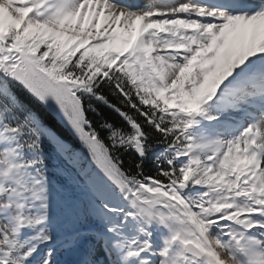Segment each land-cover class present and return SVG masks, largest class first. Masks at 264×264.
Here are the masks:
<instances>
[{"label": "snow or ice", "instance_id": "obj_1", "mask_svg": "<svg viewBox=\"0 0 264 264\" xmlns=\"http://www.w3.org/2000/svg\"><path fill=\"white\" fill-rule=\"evenodd\" d=\"M0 264H264V0H0Z\"/></svg>", "mask_w": 264, "mask_h": 264}, {"label": "trees", "instance_id": "obj_2", "mask_svg": "<svg viewBox=\"0 0 264 264\" xmlns=\"http://www.w3.org/2000/svg\"><path fill=\"white\" fill-rule=\"evenodd\" d=\"M113 118L118 119L117 117L114 116V114H113ZM64 137L73 147H79L78 142L71 136L70 133L67 132V130H64Z\"/></svg>", "mask_w": 264, "mask_h": 264}, {"label": "bare ground", "instance_id": "obj_3", "mask_svg": "<svg viewBox=\"0 0 264 264\" xmlns=\"http://www.w3.org/2000/svg\"><path fill=\"white\" fill-rule=\"evenodd\" d=\"M133 2H136V3H143L144 2V0H133Z\"/></svg>", "mask_w": 264, "mask_h": 264}]
</instances>
